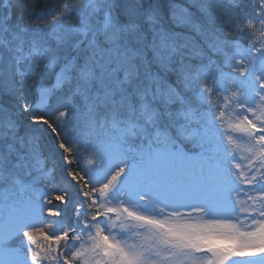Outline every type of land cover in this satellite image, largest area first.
<instances>
[{
  "label": "snow or ice",
  "instance_id": "6c2138e0",
  "mask_svg": "<svg viewBox=\"0 0 264 264\" xmlns=\"http://www.w3.org/2000/svg\"><path fill=\"white\" fill-rule=\"evenodd\" d=\"M0 264H264V0H0Z\"/></svg>",
  "mask_w": 264,
  "mask_h": 264
},
{
  "label": "trees",
  "instance_id": "16d2710c",
  "mask_svg": "<svg viewBox=\"0 0 264 264\" xmlns=\"http://www.w3.org/2000/svg\"><path fill=\"white\" fill-rule=\"evenodd\" d=\"M54 2V0H53ZM168 2H172V3H175L177 5H181V4H184L186 2V0H166V3Z\"/></svg>",
  "mask_w": 264,
  "mask_h": 264
}]
</instances>
